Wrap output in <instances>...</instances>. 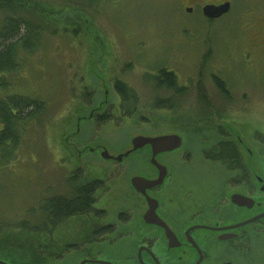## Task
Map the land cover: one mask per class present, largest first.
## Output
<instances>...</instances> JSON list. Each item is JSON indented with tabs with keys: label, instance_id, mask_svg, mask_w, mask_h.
<instances>
[{
	"label": "rangeland",
	"instance_id": "obj_1",
	"mask_svg": "<svg viewBox=\"0 0 264 264\" xmlns=\"http://www.w3.org/2000/svg\"><path fill=\"white\" fill-rule=\"evenodd\" d=\"M253 1L233 0L231 13L209 21L200 11L187 12L171 0H15L13 10L19 15L31 16L29 8L37 13L33 21L39 30L31 40L32 30L26 31L29 46L19 47V67L0 74V101L25 96L44 106L16 127L15 141L8 137L0 144V225L37 221L39 195L64 186L69 132L76 130L79 114L88 115L101 103L105 91L113 119L103 125L82 121L79 128L86 140L77 136V143L103 139L116 154L129 147L131 135L178 134L182 126L196 124L199 111L207 113L211 107L229 109L228 117L246 123L250 138L258 139L256 131L264 132V74L248 76L252 72L246 71L243 47L245 16ZM13 10L0 8V29ZM152 66H166L177 75L178 85L189 86L186 93L171 96L172 108L151 105L154 94L166 95L163 88L155 92L148 77L154 73ZM212 74L228 81L229 101L212 82ZM114 77L140 92L136 114L118 115ZM100 111L90 113L94 120ZM82 154L90 161L88 171L100 174L99 154ZM7 229L0 227L3 257L22 249L18 238L10 245L14 232Z\"/></svg>",
	"mask_w": 264,
	"mask_h": 264
},
{
	"label": "flooded vegetation",
	"instance_id": "obj_2",
	"mask_svg": "<svg viewBox=\"0 0 264 264\" xmlns=\"http://www.w3.org/2000/svg\"><path fill=\"white\" fill-rule=\"evenodd\" d=\"M171 1L203 15L208 4L230 3L219 17L204 15L209 21L233 9V0ZM253 6L245 16L243 47L246 71L252 72L248 76L258 78L264 74V0L253 1ZM164 68L169 70L153 67L154 73L148 75L153 84ZM211 78L228 100L232 93L228 81L217 74ZM220 78L223 89L217 84ZM118 80L112 79L119 99L117 113L132 116L138 112L140 92L131 86L133 91L117 90ZM178 87L171 91L163 86L166 95L154 97L170 99L186 93L189 86ZM107 105L112 102L105 91L88 115H78L76 130L67 136L70 154L68 170L61 177L64 186L39 195L37 221L0 225L14 232L10 245L18 238L22 248L10 250L7 257L0 255V264H264V132L255 130L260 137L252 140L246 123L228 117L229 109L211 107L207 113L199 111L196 124L182 126L178 134L131 135L129 147L116 154L103 139L77 143L82 121L103 125L113 119V109ZM151 105L172 108L169 102ZM95 110H101L96 120L94 113L90 115ZM168 135H178L179 146L155 155L150 143L133 149L136 137ZM83 150L99 154L100 174L88 171L90 161ZM104 151L110 157H104ZM61 204L76 208L56 213Z\"/></svg>",
	"mask_w": 264,
	"mask_h": 264
},
{
	"label": "trees",
	"instance_id": "obj_3",
	"mask_svg": "<svg viewBox=\"0 0 264 264\" xmlns=\"http://www.w3.org/2000/svg\"><path fill=\"white\" fill-rule=\"evenodd\" d=\"M9 1H11V4H8L10 2L7 0H0V8H8L10 10L16 8V6L13 5L15 0ZM20 1L31 2L32 0ZM13 11L14 15L7 17L0 29V74L12 72L19 67V47L22 45L25 47L29 46L27 44L29 38L26 35V31L28 32L32 30L30 40L32 38L35 39L38 36L39 25L37 24V21H33V17L37 13L29 8L27 9V12H30L31 16L27 17L26 14L19 15L18 10ZM41 29L45 30L46 28L42 27ZM74 33H76V30H74ZM27 51L32 50L28 49ZM217 84L221 89L224 88L223 80L221 78L217 81ZM154 85L156 89H160L164 86L170 90H179L177 75L175 72L167 70L166 68L160 70L159 75L155 78ZM116 89L126 92L133 91V89L126 82H124L123 79H119L118 82H116ZM169 100L170 99L166 98H157L155 100V105H166ZM43 106V102L38 99L25 96H12L6 101H0V124H2L3 127L0 130V144H2L8 137L15 141L17 139L16 136L18 130L16 127L23 123L26 118L31 117L39 107L42 108ZM81 195H83V192H81ZM75 208L76 206L74 204H67L65 206L61 204L60 207H55V211L56 213H62L64 211H72Z\"/></svg>",
	"mask_w": 264,
	"mask_h": 264
},
{
	"label": "water",
	"instance_id": "obj_4",
	"mask_svg": "<svg viewBox=\"0 0 264 264\" xmlns=\"http://www.w3.org/2000/svg\"><path fill=\"white\" fill-rule=\"evenodd\" d=\"M230 8V3L225 2L222 5H213L208 4L204 6L203 12L204 15L208 18H216L227 12ZM147 143H150L154 150V155L162 150H170L173 149L180 144V137L178 135H168V136H160V137H154V138H148V137H136L133 140V149L139 148ZM127 154V153H126ZM104 157H110L109 153L107 151L103 152ZM122 156V155H120ZM136 181V179H134ZM0 263H3L0 261Z\"/></svg>",
	"mask_w": 264,
	"mask_h": 264
}]
</instances>
